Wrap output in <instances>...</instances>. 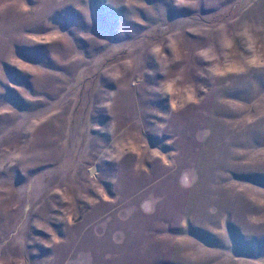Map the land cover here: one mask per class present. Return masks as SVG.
I'll return each instance as SVG.
<instances>
[{
	"label": "rangeland",
	"instance_id": "1",
	"mask_svg": "<svg viewBox=\"0 0 264 264\" xmlns=\"http://www.w3.org/2000/svg\"><path fill=\"white\" fill-rule=\"evenodd\" d=\"M254 56L264 0H0V264H264Z\"/></svg>",
	"mask_w": 264,
	"mask_h": 264
},
{
	"label": "clouds",
	"instance_id": "2",
	"mask_svg": "<svg viewBox=\"0 0 264 264\" xmlns=\"http://www.w3.org/2000/svg\"><path fill=\"white\" fill-rule=\"evenodd\" d=\"M249 63L251 64H260V63H264V60H262V58L260 56H254L249 60ZM238 70H242L241 68H238L236 66H232L229 65L224 69H216V71L220 72L221 74H223V72L225 71H238Z\"/></svg>",
	"mask_w": 264,
	"mask_h": 264
}]
</instances>
